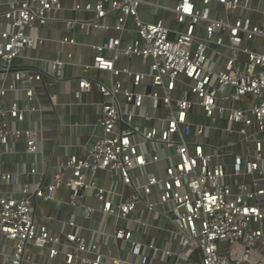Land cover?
<instances>
[{"label": "built area", "instance_id": "obj_1", "mask_svg": "<svg viewBox=\"0 0 264 264\" xmlns=\"http://www.w3.org/2000/svg\"><path fill=\"white\" fill-rule=\"evenodd\" d=\"M174 2L0 0V156L42 150L38 91L59 82H75V104L99 91L103 132L48 182L0 173L19 186L0 191V264H264V0ZM58 21L62 35L48 37ZM103 27L118 34L75 35ZM48 41L53 57L29 54ZM34 114L36 127L21 128ZM61 188L77 211L39 221L38 200Z\"/></svg>", "mask_w": 264, "mask_h": 264}, {"label": "crops", "instance_id": "obj_2", "mask_svg": "<svg viewBox=\"0 0 264 264\" xmlns=\"http://www.w3.org/2000/svg\"><path fill=\"white\" fill-rule=\"evenodd\" d=\"M163 4L173 5L174 0H160ZM163 13V12H162ZM165 15L167 13H164ZM70 16V13L66 14ZM80 18L85 17L84 13L74 14V16ZM87 15V14H86ZM118 14H113L108 20H105V24H115ZM90 17L92 15H89ZM65 28V22L58 21L49 24L45 30L48 37H60ZM101 32L95 37L94 32L90 30L76 31L75 35H80L82 41H91L99 43L106 36L117 35L118 32L115 29L103 27ZM84 34V35H82ZM57 44L55 41H48L42 47L41 50L30 51L31 55H41L42 58H50L55 54ZM76 51L81 52L85 57L87 55V48L77 47ZM90 53H94V50H89ZM84 60V57H83ZM35 65L43 67L42 61H35ZM45 67V66H44ZM73 74H81V69L74 68ZM91 76H96L106 82L109 76L105 72H98L93 70L89 73ZM46 82L49 83V78L46 77ZM75 88V82H59L54 85H47L46 88H41L38 91V98L43 105V120L48 126L44 131L42 150L38 154L27 155L25 152L19 154H4L0 156V173L1 172H13L19 174V183H29L34 185L40 181L44 174L47 175L46 181L48 182L51 175L55 172L59 166L61 158H66L71 154L87 153L92 142L97 136L101 135L102 128L98 125V112L99 103L102 101L101 95L98 90H95L91 94H85L82 99V103H76L73 89ZM48 93L55 95L56 100L51 101ZM11 97L15 96L10 94ZM37 115H28L25 122L20 123L21 128H34L36 127ZM60 124V126H58ZM17 148L22 151L24 144L22 142L17 143ZM30 166H35L38 169L37 174H29ZM105 184L104 182H102ZM19 186L13 184L9 185L2 181L0 177V191L11 192L18 190ZM69 200V193L65 188H61L57 194L56 199L51 201L38 200L37 216L39 221H44V216H52L53 219L68 212H76L77 208L67 204ZM88 204L92 206H98L93 198H90ZM152 222L158 226L163 222V216L154 214ZM52 219V220H53ZM122 225H130L126 221L120 222ZM57 224V221H54ZM168 228H173V224H169ZM150 234H159V230L156 227L149 229ZM167 236V235H166ZM135 237L139 240H144L143 234H135ZM3 261L2 255H0V262ZM153 264H171L164 262L153 261Z\"/></svg>", "mask_w": 264, "mask_h": 264}, {"label": "rangeland", "instance_id": "obj_3", "mask_svg": "<svg viewBox=\"0 0 264 264\" xmlns=\"http://www.w3.org/2000/svg\"><path fill=\"white\" fill-rule=\"evenodd\" d=\"M102 29H103V31L105 30V28H102ZM102 29L99 30V33L101 32ZM224 126H225V124L222 123V124H221V127H224ZM218 127H219V126H218ZM217 134L219 135V133H217ZM238 139L241 140L242 138L236 136L233 140H234V141H237ZM235 147H236L237 149L241 150V151H244L243 149H245V146H244V145H241V144L236 145ZM235 147H232V149H234Z\"/></svg>", "mask_w": 264, "mask_h": 264}]
</instances>
